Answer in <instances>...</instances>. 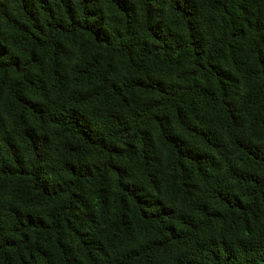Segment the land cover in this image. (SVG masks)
<instances>
[{"label": "trees", "instance_id": "trees-1", "mask_svg": "<svg viewBox=\"0 0 264 264\" xmlns=\"http://www.w3.org/2000/svg\"><path fill=\"white\" fill-rule=\"evenodd\" d=\"M0 264H264V0H0Z\"/></svg>", "mask_w": 264, "mask_h": 264}]
</instances>
